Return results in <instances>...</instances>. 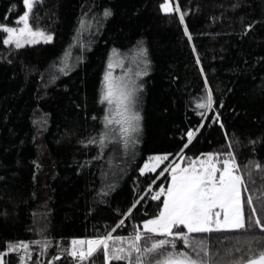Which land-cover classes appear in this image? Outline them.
I'll return each mask as SVG.
<instances>
[{"label":"trees","instance_id":"16d2710c","mask_svg":"<svg viewBox=\"0 0 264 264\" xmlns=\"http://www.w3.org/2000/svg\"><path fill=\"white\" fill-rule=\"evenodd\" d=\"M163 2L41 0L30 22L53 40L16 48L3 43L0 31V250L8 241L44 235L52 240L44 255L30 244L34 264H49L53 255H59L53 264H74L68 252L60 255L71 237L103 233L122 218L113 235H127L135 222L158 213L160 202L146 185L167 186L169 173L160 180L157 174L178 161L182 148L185 161L234 152L246 195L264 220V0H179L184 21L178 12L165 13ZM25 9L22 0H0V22L13 24ZM141 46L151 64L139 77V143L110 141L103 149L85 143L104 127L107 103L100 95L109 59L122 58L125 69L117 65V72L136 73L144 68ZM113 49L119 50L115 56ZM208 85L216 100L210 112L196 103ZM216 110L222 124L213 119ZM201 124L188 144L187 132ZM162 152L171 155L156 173L139 172L149 156ZM141 196L133 214L122 217ZM252 215L246 205V231L192 233V243L204 240L221 264L248 258L264 247V229L252 226ZM22 255L9 254V264H21ZM94 264H104L102 252Z\"/></svg>","mask_w":264,"mask_h":264},{"label":"snow or ice","instance_id":"6c2138e0","mask_svg":"<svg viewBox=\"0 0 264 264\" xmlns=\"http://www.w3.org/2000/svg\"><path fill=\"white\" fill-rule=\"evenodd\" d=\"M40 2L41 0H22L26 10L16 17L18 22H22V26H15L6 20L0 22V31L6 33L3 35L4 44L14 43L16 48H20L24 44H35L38 40L48 41L53 38L52 33H46L38 26L33 27V23L30 22L33 9ZM161 8L165 13L178 12L180 20L184 21L185 12L181 10L179 0H175V3L174 0H164ZM111 14V9L103 10L105 17ZM247 27L251 29L252 24H248ZM184 30L188 32L187 24ZM188 35L191 38L190 32ZM118 51L113 49L114 56ZM141 54L144 68L135 74L129 68L127 72L122 71L116 76L113 68L117 65L121 69L124 68L122 58L119 61L109 59L100 95V103H107L106 113L102 117L104 127L97 133V138L84 141L85 143H99L101 149L110 141L122 140L125 147L133 141L139 143L135 137L142 128L143 117L138 106L141 99L140 90L144 88V84L139 82V77L147 75L151 64L146 46L137 48V55ZM57 67L64 70L67 64ZM52 79L55 77L53 76ZM205 80H207L206 76ZM196 103L206 112L216 108V100L210 85L204 96L197 99ZM220 106L222 107V102ZM200 115L204 117L205 113L202 112ZM220 116V111L216 110L213 119L222 124ZM200 127L203 125L187 132L188 144L192 143ZM231 143L232 141L229 140V146ZM188 144H185L184 148ZM170 155L168 152H162L149 156L143 167L139 168V172L156 173ZM178 155L180 162L174 161L157 174L156 178L159 179L166 172L170 173L169 177H165L167 186L165 183H160L154 189L155 180L146 185V189L152 191L153 199L160 202L157 214L135 222L132 231L127 235H113L117 227L125 224V219L122 218L110 229L105 226L103 233L73 236L70 245L62 248L60 255L68 252L74 258V264H94L95 254L98 252L103 253L104 264H113V261H126V264H221V261L213 259L211 248L204 240H197L194 245L190 234H211L213 231L222 230L246 231L249 227L246 205L253 214L252 226L258 225L260 229H264V220L257 214L253 196L250 193L246 197L242 194V188H246L247 183L243 174L238 171L240 166L234 159V152H208L201 154L206 158L193 156L186 162H184L186 154L183 148ZM221 155L225 157L222 161L213 159ZM256 167L259 168L260 165L257 164ZM104 191L105 189L102 188L101 193ZM143 198L141 196L135 199L121 216H131ZM261 206L264 207V203ZM51 242V238L44 235L34 241H8L6 247L0 250V264H9L7 257L11 253L23 252L24 256H29L33 251L30 244L40 245L41 255H44ZM178 242L188 247L178 248ZM249 247L251 248V244ZM58 259L59 255H53L49 264H53ZM230 264H264V247L256 252L250 251L248 258L240 257Z\"/></svg>","mask_w":264,"mask_h":264},{"label":"rangeland","instance_id":"374dc122","mask_svg":"<svg viewBox=\"0 0 264 264\" xmlns=\"http://www.w3.org/2000/svg\"><path fill=\"white\" fill-rule=\"evenodd\" d=\"M26 10V9H25ZM16 22H14L13 23V25H15V26H22V22H18L17 20H15ZM45 31V30H44ZM46 32V31H45ZM46 33H51V32H46ZM54 38V37H53ZM53 38L51 39V40H53ZM51 40H48V41H44V40H38L37 41V43L38 42H50ZM14 44V43H13ZM31 44V43H30ZM24 45H27V44H24ZM117 67V66H116ZM119 67V66H118ZM121 68V67H120ZM125 69V68H124ZM122 71H124V70H118V72H117V70H116V68L114 67L113 68V73L116 75V76H119L120 74H121V72ZM133 71V70H132ZM133 74H135V72H133ZM201 158H206V157H204V156H201ZM225 157H223V156H220V157H213V159H220L221 161L224 159ZM172 160H175V159H172ZM164 162H166V160L164 161ZM163 162V163H164ZM176 162H180V159H178V161H176ZM184 162H186L185 160H184ZM173 162H171V164H172ZM170 164V165H171ZM161 165H163V164H161ZM160 165V166H161ZM159 169V168H158ZM157 169V170H158ZM238 171H240L239 169H238ZM169 176H170V173H169ZM162 177V176H161ZM161 177H159V179H157V180H160V178ZM245 190H246V188H242V194H244L245 195V197H246V192H245ZM262 195V194H261ZM260 196V195H259ZM118 243V242H117ZM69 245H70V242H69ZM100 252H98V253H96L95 255H98ZM30 256H31V254L29 255V256H24V255H22V257H23V264H34L33 262H32V260L30 259Z\"/></svg>","mask_w":264,"mask_h":264}]
</instances>
